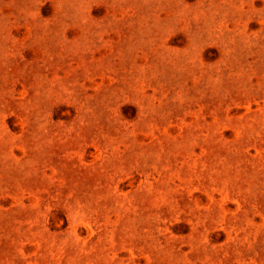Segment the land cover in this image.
Listing matches in <instances>:
<instances>
[{
	"label": "rangeland",
	"instance_id": "obj_1",
	"mask_svg": "<svg viewBox=\"0 0 264 264\" xmlns=\"http://www.w3.org/2000/svg\"><path fill=\"white\" fill-rule=\"evenodd\" d=\"M0 264H264V0H0Z\"/></svg>",
	"mask_w": 264,
	"mask_h": 264
}]
</instances>
